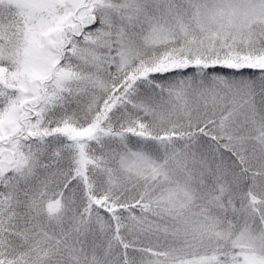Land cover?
Instances as JSON below:
<instances>
[{"label":"snow or ice","instance_id":"obj_1","mask_svg":"<svg viewBox=\"0 0 264 264\" xmlns=\"http://www.w3.org/2000/svg\"><path fill=\"white\" fill-rule=\"evenodd\" d=\"M0 264H264V0H0Z\"/></svg>","mask_w":264,"mask_h":264}]
</instances>
